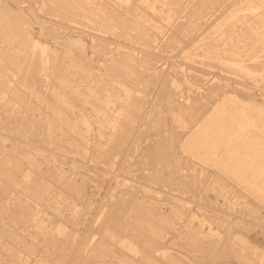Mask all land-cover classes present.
<instances>
[{"label": "rangeland", "instance_id": "374dc122", "mask_svg": "<svg viewBox=\"0 0 264 264\" xmlns=\"http://www.w3.org/2000/svg\"><path fill=\"white\" fill-rule=\"evenodd\" d=\"M3 4L21 15L19 31L28 27L51 52L42 63L38 50L0 38V190L6 193L0 192V264H20L26 256L22 264L264 263V193H258L264 178V23L252 28L264 16V0H0ZM126 55L134 60L132 78L116 68ZM230 59L241 68L231 67ZM231 91L259 105L253 110L256 124L246 131L256 136L249 143L254 166L247 171L239 166L249 159L236 157L243 148L234 149L241 142L218 141L217 130L204 128L216 112L225 116L216 98L224 102ZM196 131L209 136L191 140ZM161 139L168 145L162 150H170L180 168L149 155L148 148L161 146ZM222 139L223 158H207L206 151ZM188 144L194 147L186 149ZM242 192L259 205L248 204ZM138 202L156 210L154 222L136 219ZM112 214L119 221L106 224Z\"/></svg>", "mask_w": 264, "mask_h": 264}, {"label": "bare ground", "instance_id": "6f19581e", "mask_svg": "<svg viewBox=\"0 0 264 264\" xmlns=\"http://www.w3.org/2000/svg\"><path fill=\"white\" fill-rule=\"evenodd\" d=\"M263 1V0H262ZM2 5V4H1ZM0 5V38H1V41H3V42H5V44H15L16 42H20V43H23V44H25V45H27L28 47H30V49L31 50H33V51H37L38 50V52H39V56H40V59L42 60V63H47L48 62V60H49V56H50V49H51V47L50 46H48V45H46V44H43V43H41L40 41H37L35 38H33L32 36H31V32H30V29L28 28V27H26V30L24 31L23 30V32H20L19 31V28H20V25H21V15H19V13H17L16 11H13L12 9H8V7H6V5H4L3 4V6H1ZM250 9V8H249ZM78 13V12H77ZM260 13V12H259ZM153 13H151V15H152ZM262 14H263V12H262ZM81 16L82 14H78V16ZM257 15V14H256ZM252 16V15H251ZM253 17V16H252ZM23 18V17H22ZM254 18V17H253ZM27 20V19H26ZM255 21H256V19H255ZM258 23H259V25H252L253 27L252 28H254V30H258V28H259V26L261 25V24H263L264 23V16H259V19H258ZM23 27V26H22ZM28 28V29H27ZM109 28V27H108ZM264 33V32H263ZM72 43H74L75 45L77 44H80V41L79 40H76V39H73V41H72ZM4 49H0V57L1 58H3V55H2V51H3ZM128 54V53H127ZM132 55V54H131ZM219 55V54H218ZM127 57H125L124 58V61H118V63L116 64V68L118 69V67L120 68H124V71L123 72H125L130 78H132L133 76H134V73H135V66H133V64H134V60L132 59V57L129 55H126ZM216 57H217V55H216ZM38 58V57H37ZM7 61H12V63H13V65H15V64H17V60L16 59H14V58H12V57H10V56H8L7 58H5ZM40 59H39V61H40ZM220 59V58H219ZM229 59V58H228ZM231 61H229V63L231 64V67H236V66H238L237 68L239 69V68H241L240 66H242L240 63H238L236 60H232V59H230ZM1 61V60H0ZM38 61V60H37ZM220 61V60H219ZM36 63V62H35ZM35 63H34V65L33 66H35ZM38 63V62H37ZM42 63H40V65L42 64ZM0 64H1V62H0ZM11 64V63H10ZM132 64V65H131ZM37 65V64H36ZM12 66V65H11ZM39 66V65H38ZM43 66V65H42ZM230 66V65H229ZM2 67V66H1ZM7 67V66H6ZM12 67H15V66H12ZM37 67V66H36ZM34 68L35 67H32L31 68V71H32V69L34 70ZM36 70H38V67H37V69ZM118 70H120V69H118ZM241 70H246V71H248L249 73H253V71L252 70H250L249 68H242ZM35 71V70H34ZM33 72V71H32ZM117 72H119V71H117ZM36 72H34V74H35ZM249 73H247V74H249ZM33 74V73H32ZM120 74V73H119ZM121 74H122V72H121ZM246 74V73H245ZM246 74V75H247ZM5 76V75H4ZM126 76V75H125ZM248 76V75H247ZM3 79V78H2ZM0 80H1V78H0ZM6 81V80H5ZM0 82H3L2 80L0 81ZM3 84V83H2ZM5 84H6V82H5ZM4 84V85H5ZM124 86V89H125V91H126V93L125 94H127V95H131V93H132V90L131 89H129L128 87H126L125 85H123ZM121 87V86H120ZM119 89H121V88H119ZM72 90V89H71ZM76 90V89H75ZM124 92V91H123ZM232 92V91H231ZM229 93V94H226L225 95V97L228 95L229 97L226 99V101H224L223 102V99H219V98H216L217 99V104H216V106H218V105H220L219 106V108L218 109H222V106L224 107L225 106V109H224V111L226 112V114H225V116L223 117H221V116H217V112L215 113V114H213L212 116H210L208 119H207V121L205 122L206 123V126L204 127V128H206V129H215V130H217V132L219 133V139H218V141L221 139V138H223V139H225L226 140V142L227 143H230V142H234V141H238L239 140V142H241V144H239V145H236L235 147H234V149H238V147H242L243 148V150L241 151V150H239L238 149V152H236L237 153V155H236V157H239V156H244V158H246V159H249V160H246V162H245V165H243V166H239V170H241V171H243V169H245L246 171L249 169V168H252V166H254L253 165V161L251 160V157H252V149H250L249 148V143H251L252 141H250L251 139H255V137H254V135H250L249 133L247 134V132L246 131H248V127L250 126V125H254V124H256V121H254V116H255V113H253V110L255 109V108H259V105H256V104H252L251 103V101H247L245 98H242L239 94H238V92H232V93ZM122 93V92H121ZM74 95V94H73ZM114 96V95H113ZM215 96L216 95H214V97H213V99L215 98ZM218 97V96H217ZM2 98V97H1ZM71 98V97H70ZM75 99H76V97H74ZM74 98H72L71 100H73ZM78 98V97H77ZM222 98V97H221ZM80 99L81 98H79L78 100L80 101ZM126 99H127V97H126ZM219 99V100H218ZM62 100V99H61ZM70 100V101H71ZM104 100V99H103ZM254 100V99H253ZM67 101V100H66ZM74 101H77V100H74ZM74 101H72L73 102V104L75 103ZM63 102V101H62ZM69 102V101H68ZM227 102H228V105H227ZM79 102L77 101V104H78ZM253 103H255V102H253ZM258 103V102H257ZM68 104H70V103H68ZM76 104V105H77ZM264 105V104H263ZM66 107H67V105H65ZM68 106H70V105H68ZM74 106V105H73ZM249 106H250V109H249ZM71 107V106H70ZM74 107H76V106H74ZM70 108H68V110H69ZM74 109V108H73ZM217 109V110H218ZM70 110H72V109H70ZM216 110V111H217ZM212 111V110H211ZM210 111V112H211ZM128 115V114H127ZM128 118H129V116H128ZM131 119V118H130ZM132 120V119H131ZM135 121V120H134ZM133 121V122H134ZM130 122V121H129ZM71 123V122H70ZM138 123V122H137ZM68 124V123H67ZM71 125V124H70ZM127 125H130V124H126V126H125V129H127L126 127H128ZM129 128V127H128ZM88 129V128H87ZM134 129H135V127H134ZM137 130V129H136ZM135 130V131H136ZM121 131H122V128H121ZM259 131V130H258ZM241 132H245L244 134H241ZM116 134V133H115ZM84 135V134H83ZM117 136V135H116ZM124 136V135H123ZM123 136H121L122 137V139H123ZM133 136V135H132ZM207 136H209V133H199L198 131H196L195 133L194 132H192V136L190 137V139L191 140H200V139H203V138H207ZM118 137V136H117ZM117 137H115L114 136V138H117ZM120 137V138H121ZM130 137V136H129ZM84 139V138H83ZM108 139V138H107ZM127 139H129V138H127ZM127 139H126V143L129 141H127ZM132 139V138H131ZM166 139L168 140V138L166 137ZM223 139H222V141L218 144V146L216 147V149H214V150H212V152H211V150H207L206 151V153H205V155L207 156V158L208 157H212V158H218V159H222L223 158V153L221 152V148H222V146H223ZM81 140V139H80ZM118 140H119V137H118ZM25 141V140H24ZM120 141H121V139H120ZM83 142V141H82ZM119 142V141H118ZM118 142L117 143H115L114 145H115V147H114V145L112 146V147H114V148H116V146H118L117 144H118ZM123 142H125V136H124V140H123ZM123 142H121L120 144H122ZM130 142V141H129ZM160 142H162L163 144L161 145V146H159V145H157L158 147H149L148 149H150L149 150V155L151 154V156H153V157H155L156 159L158 158V159H161V161L162 162H168L169 161V163H171L172 165H175L176 166V168H177V166L180 168L181 166H180V162H178L177 161V157L172 153V152H170V150H168V151H163L162 150V146H168L167 145V143H165L164 142V140L163 139H161L160 141H159V143ZM258 142V141H257ZM26 143V142H25ZM103 143V142H102ZM189 143V142H188ZM242 143H248V144H246V145H242ZM254 143V142H253ZM27 144H28V139H27ZM96 144H97V142H96ZM124 144V143H123ZM122 144V145H123ZM129 144V143H128ZM235 144V143H234ZM100 145V144H99ZM99 145H98V147H99ZM108 145H109V143H108ZM183 144H181V146H182ZM127 146V145H126ZM253 146V145H252ZM254 146H255V144H254ZM257 146V145H256ZM95 147H96V145H95ZM109 147H110V149H111V146L109 145ZM190 147H194V146H190L189 144L187 145V147H186V149L187 148H190ZM207 147V145H205V148ZM248 147V148H247ZM251 147V146H250ZM258 147V146H257ZM22 148V147H21ZM101 148V147H100ZM99 148V149H100ZM108 148V147H107ZM117 148H119V146L117 147ZM122 148V147H121ZM185 148V146L183 147V151H186V153H187V150L186 149H184ZM262 148V147H261ZM24 149V148H23ZM102 150H103V148H101ZM109 149V148H108ZM109 149V150H110ZM233 149V150H234ZM254 149L255 150H257V148L256 147H254ZM12 150V149H11ZM112 150V149H111ZM113 150H116V149H113ZM120 150V149H119ZM197 150V152H198V154L199 155H201L202 154V152L199 150V148H197L196 149ZM2 151H3V147H2ZM24 151V150H23ZM262 151H264V150H262ZM11 152V151H10ZM14 152V151H13ZM33 152V151H32ZM108 152V151H107ZM109 152H112V151H109ZM196 152V153H197ZM25 153V152H24ZM125 153V152H124ZM123 153V154H124ZM260 153V152H259ZM262 154H263V152H261ZM260 153V154H261ZM2 154V153H1ZM15 154V153H14ZM34 154H35V152H34ZM107 154V153H106ZM170 154H173L172 156H170ZM5 155V154H4ZM3 155V156H4ZM13 155V154H12ZM30 155V154H29ZM186 155V154H185ZM228 155V154H227ZM18 155H16V157H17ZM106 156H108V157H110V155H106ZM112 156V155H111ZM122 156V155H121ZM188 156H189V154H188ZM191 156V155H190ZM235 156V155H234ZM2 157V156H1ZM15 157V158H16ZM19 157V156H18ZM17 157V159H20V158H18ZM37 157H39V156H37ZM108 157H106V159L108 158ZM191 157H193V156H191ZM232 157V156H231ZM8 158V157H7ZM12 158H13V156H12ZM110 158H112V157H110ZM110 158H109V160H110ZM118 158H120V156H118ZM195 158V157H194ZM1 159V158H0ZM14 159V158H13ZM28 159V158H27ZM39 159H40V157H39ZM154 159V158H153ZM256 159V158H255ZM258 159H260V158H258ZM22 160V159H21ZM108 160V159H107ZM194 160H197V159H194ZM239 160V159H238ZM264 160V159H263ZM19 161V160H18ZM23 161V160H22ZM22 161H20V163L22 162ZM110 161H113V160H110ZM109 161V162H110ZM3 162H5L4 160H3ZM13 162H14V160H13ZM17 161H15V163H16ZM107 162V161H106ZM241 162V161H240ZM15 163H14V165H15ZM20 163H19V165H20ZM180 163V164H179ZM222 163V162H221ZM1 164V163H0ZM13 164V163H12ZM17 164H18V162H17ZM22 164V163H21ZM109 164H111V163H109ZM228 164V163H227ZM255 164V163H254ZM264 164V163H263ZM6 165V164H5ZM24 165V164H23ZM108 165V164H107ZM166 165V164H165ZM205 165V164H204ZM13 166V165H12ZM174 166V167H175ZM11 167V166H10ZM13 167H15V166H13ZM21 167V166H20ZM23 167V166H22ZM229 167V166H228ZM6 168H7V166H6ZM12 168V167H11ZM205 168V167H204ZM203 168V169H204ZM207 168H209V167H207ZM2 169H3V167H2ZM13 169V168H12ZM12 169H11V171H12ZM17 169V168H16ZM21 169V168H20ZM108 169V168H107ZM19 170V169H18ZM110 170V169H109ZM205 170V169H204ZM236 170V169H235ZM4 171V170H3ZM7 171V170H6ZM14 171V170H13ZM17 171V170H16ZM21 171V170H20ZM23 171V170H22ZM106 171H108V170H106ZM110 171H112V170H110ZM109 171V172H110ZM209 172H215L214 174H216V176L215 177H219V175L216 173V170H214V171H211V170H208ZM228 171V170H227ZM206 172V171H205ZM218 173H219V171H217ZM222 172V171H221ZM231 172V171H230ZM11 173H13V172H11ZM229 173V172H228ZM227 173V174H228ZM15 174L17 175H20L19 174V172H15ZM14 174V175H15ZM107 172H106V176H107ZM221 174V173H220ZM246 174V173H245ZM1 175V174H0ZM3 175V174H2ZM13 175V176H14ZM17 175V176H18ZM110 175V174H109ZM108 175V176H109ZM222 175H223V173H222ZM16 176V177H17ZM189 176H191V174L189 175ZM221 176V175H220ZM253 176V175H252ZM263 176H264V174H263ZM30 177H31V174L29 173V172H27V174L25 175V179H30ZM89 177V176H88ZM91 177V176H90ZM113 177V176H112ZM192 177V176H191ZM223 177V176H222ZM226 177V176H225ZM225 177H224V180H225ZM19 178V177H18ZM196 178H197V176H196ZM221 178V177H220ZM231 178V177H230ZM1 179H3V182L7 179H5V177L4 178H1ZM5 179V180H4ZM227 179H228V177H227ZM243 179H244V182L246 183V184H249L250 186L252 185L251 184V181L250 180H247V179H245V178H242V181H243ZM263 180H261V182L259 183V185H258V187L260 188V190H259V192L258 193H264V178H262ZM12 180V179H11ZM10 180V181H11ZM15 179H13V181H14ZM21 180V179H20ZM23 180H24V178H23ZM229 180V179H228ZM9 181V182H10ZM37 181V180H36ZM230 181H232V180H229V182ZM233 181H235V180H233ZM7 182V181H6ZM5 182V183H6ZM9 182H7L8 184H9ZM15 182V181H14ZM27 182V181H26ZM6 183V184H7ZM27 183H29V182H27ZM104 183V182H103ZM233 183H235V185H236V182H233ZM12 183H10V185H11ZM24 184V183H23ZM30 184V183H29ZM33 184V183H32ZM31 184V185H32ZM1 185V184H0ZM31 185H29L30 187H31V189L32 188H34V187H32ZM34 185V184H33ZM233 185V184H232ZM4 186V185H3ZM9 186V185H8ZM13 186V185H12ZM16 186V185H15ZM23 186V185H22ZM110 186V185H109ZM1 187H2V185H1ZM0 187V188H1ZM5 187V186H4ZM14 187V186H13ZM70 188H71V186H69ZM233 187H234V185H233ZM237 187H239V185H237ZM9 188H10V186H9ZM8 188V189H9ZM15 188V187H14ZM13 188V189H14ZM26 188V187H25ZM113 188V187H112ZM241 188V190L240 191H242V186L240 187ZM11 189V188H10ZM19 189H20V187H19ZM244 189V188H243ZM252 189V188H251ZM7 190V189H6ZM14 190H17V189H14ZM21 190V189H20ZM71 190V189H70ZM245 190V189H244ZM243 190V191H244ZM3 192H4V189L2 190ZM1 190H0V192H2ZM8 191H10V190H8ZM22 191V190H21ZM237 191H239V190H237ZM247 191V190H246ZM257 191V190H256ZM2 192V193H3ZM7 192V191H6ZM74 192V191H73ZM245 192V191H244ZM1 193V194H2ZM249 193V192H248ZM257 193V194H258ZM4 194V193H3ZM6 194V193H5ZM5 194H4V196H5ZM8 194V193H7ZM16 194H17V191H16ZM14 195H15V193H14ZM249 195V194H248ZM3 196V195H2ZM241 198H243V197H246V201H247V203L248 204H253V206L256 204L255 202H254V199H251V196H247L245 193H243L242 192V195H241V193H240V195H239ZM6 197V196H5ZM4 197V198H5ZM13 197V196H12ZM15 197V196H14ZM25 197V196H24ZM16 198V197H15ZM22 198V197H21ZM26 198V197H25ZM24 198V199H25ZM3 199V198H2ZM17 199H18V197H17ZM16 199V200H17ZM245 199V198H244ZM7 200V199H6ZM12 200V199H11ZM27 200V199H26ZM25 200V201H26ZM51 200V199H50ZM19 201V200H18ZM24 201V200H23ZM16 202V201H15ZM70 202V201H69ZM235 202V201H234ZM234 202H232V203H234ZM257 202V204L256 205H259L258 203V201H256ZM20 203V202H19ZM264 203V202H263ZM5 204H6V202H5ZM32 204V203H31ZM8 205V204H7ZM6 205V206H7ZM55 205V204H54ZM110 205H113V204H111L110 203ZM109 205V206H110ZM10 206V205H9ZM16 206V205H15ZM18 206V205H17ZM21 206V205H20ZM26 206V205H25ZM56 206V205H55ZM134 207H136L135 208V211H137V213L139 212V214L138 215H136V219L139 221V222H143V223H145V221L146 222H148V223H150V221L149 220H152L151 218L153 217V216H155V212H156V210H151V208H145L142 204H140L139 205V202L138 203H135L134 205H133ZM251 206V205H250ZM253 206H252V208H253ZM31 207L33 208V206L31 205ZM44 207V206H43ZM57 207H58V205H57ZM256 207V206H255ZM264 207V205L262 206V208ZM3 208V207H2ZM16 209H18L17 207H15ZM20 208V207H19ZM22 208V207H21ZM49 208V207H48ZM67 208V207H66ZM66 208H65V210H66ZM109 209L111 208V207H108ZM107 208V209H108ZM259 208V207H258ZM262 208H259V209H262ZM5 209V208H4ZM9 209V208H8ZM12 209H13V206H12ZM11 209V210H12ZM24 210H25V208H23ZM56 209V208H55ZM58 209V208H57ZM59 209H62V208H59ZM113 209H114V211H115V208L113 207ZM256 209V208H255ZM20 210V209H19ZM65 210H63V211H65ZM111 210H112V208H111ZM14 211V210H13ZM21 211V210H20ZM35 211L36 210H34V213H35ZM41 211V210H40ZM113 211V212H114ZM1 212V211H0ZM5 212V211H4ZM7 212H8V210H7ZM16 212V211H15ZM19 211H17L16 213H18ZM28 212H30V211H28ZM62 212V210L60 211V213ZM66 212V211H65ZM68 212V211H67ZM11 213V212H10ZM14 213V212H13ZM25 213V212H24ZM57 213V212H56ZM59 213V214H60ZM63 213V212H62ZM61 213V214H62ZM115 213V212H114ZM27 214V213H26ZM25 214V215H26ZM36 214H38V212L37 213H35V215ZM60 214V215H61ZM64 214V213H63ZM67 214V213H66ZM68 214H69V212H68ZM68 214L66 215V216H68ZM208 214V213H207ZM210 214V213H209ZM2 215H3V213H2ZM10 215V214H9ZM19 215H21V214H19ZM25 215H24V217H25ZM72 215V213L70 214V216ZM13 216H14V214H13ZM39 216V215H38ZM61 216H63V215H61ZM27 217H28V215H27ZM26 217V218H27ZM69 217V216H68ZM134 217V216H133ZM156 218H157V216H155ZM155 217H153V220H154V218ZM16 218V217H15ZM18 218V220H19V217H17ZM32 218V217H31ZM46 218V217H45ZM66 218V217H65ZM70 219H71V217H69ZM210 218V217H209ZM34 219V218H33ZM32 219V220H33ZM117 219V220H116ZM119 218H117L116 217V215L115 214H112L111 215V217L110 218H108V220H107V222H106V224H109L110 223V221H114V220H116V221H119L118 220ZM28 220V219H27ZM152 220V221H153ZM212 220V219H211ZM7 221V220H6ZM34 221V220H33ZM32 221V223H34ZM83 221V220H82ZM113 221H112V223H113ZM151 221V222H152ZM25 222H26V220H25ZM31 222V221H30ZM29 222V223H30ZM39 222V221H38ZM41 222V221H40ZM80 222V221H79ZM115 222V221H114ZM121 222V221H120ZM154 222V221H153ZM71 223V222H70ZM91 222H89V224H90ZM95 222H93V224H94ZM116 223V222H115ZM118 223V222H117ZM122 223V222H121ZM10 224V223H9ZM37 224V223H36ZM84 224V223H83ZM106 224H105V226H106ZM119 224V223H118ZM16 225V224H15ZM24 225V224H23ZM22 225V226H23ZM35 225V224H34ZM43 225V224H42ZM49 225V224H48ZM122 224H120V226H121ZM10 226H11V224H10ZM25 226V225H24ZM32 226H33V224H32ZM88 226V225H87ZM95 226V225H94ZM94 226H93V228H94ZM99 226V225H98ZM149 226V225H148ZM12 227H15L16 228V226H12ZM17 227H18V225H17ZM34 227V226H33ZM32 227V228H33ZM77 227H78V225H77ZM90 227V226H89ZM101 227V226H100ZM99 227V228H100ZM123 227V226H122ZM1 228V227H0ZM36 228V227H35ZM42 229H43V227H41ZM92 228V229H93ZM96 228H98L97 227V225H96V227L94 228V229H96ZM98 228V229H99ZM121 228V227H120ZM3 229V228H2ZM39 229V228H38ZM71 229V228H70ZM97 229V230H98ZM101 229H103V227L102 228H100V230ZM105 229V228H104ZM125 229V228H124ZM144 229V228H143ZM142 229V230H143ZM148 229H149V227H148ZM151 229H152V231L154 232V233H157L158 232V230L155 228V227H151ZM11 230H12V228H11ZM17 230H19L18 228H17ZM30 230H31V227H30ZM30 230H29V232H30ZM34 230V229H33ZM49 230V229H48ZM107 230V229H106ZM123 230V229H122ZM140 230V232H143V231H141V229H139ZM7 231V230H6ZM19 231H22V230H19ZM32 231V230H31ZM36 231H38V230H36ZM36 231H33L34 233L33 234H35V232ZM40 231V230H39ZM45 231V230H44ZM43 231V232H44ZM85 231H87V230H85ZM90 231V230H89ZM92 231H94V230H92ZM92 231H91V235L92 234H94L95 233V231H94V233H92ZM99 231V230H98ZM145 231V230H144ZM149 231H151V230H149ZM2 232V231H1ZM4 232V231H3ZM13 232H14V230H13ZM17 232V231H16ZM24 232V231H23ZM22 232V233H23ZM46 232V231H45ZM44 232V233H45ZM88 232V231H87ZM100 233H101V231H99ZM8 233V232H7ZM6 233V234H7ZM32 233V232H31ZM43 233V234H44ZM49 233V232H48ZM96 233H97V231H96ZM103 233H104V231H103ZM107 233V232H106ZM5 234V235H6ZM42 234V233H41ZM111 234V233H110ZM132 234H133V232H132ZM137 234V233H136ZM139 235H141V233H138ZM143 234V233H142ZM1 235H2V233H1ZM15 236H17L16 235V233L14 234ZM24 235H27L26 233L24 234ZM87 235V234H86ZM89 235H90V232H89ZM96 235V234H95ZM100 235V234H99ZM98 235V233H97V235L96 236H99ZM101 235H103L102 233H101ZM138 235V236H139ZM143 235H145V234H143ZM3 236V235H2ZM7 236V235H6ZM6 236H4V237H6ZM28 236V235H27ZM45 236V235H44ZM51 236H52V234H51ZM84 236H85V234H84ZM96 236H94L93 235V237H96ZM111 236V235H110ZM121 236V235H120ZM123 236V235H122ZM146 236H147V233H146ZM201 236V235H200ZM20 237V236H19ZM41 237V236H40ZM39 237V238H40ZM49 237V236H48ZM75 236H73V238H74ZM87 237H88V235H87ZM90 237V236H89ZM88 237V238H89ZM92 237V236H91ZM90 237V238H91ZM100 237V236H99ZM140 237V236H139ZM143 237V236H142ZM141 237V238H142ZM145 237V236H144ZM7 238L8 237H6V242L9 240H7ZM14 238H16V237H14ZM43 239H44V237H42ZM58 238V237H57ZM63 238V237H62ZM62 238H60V239H62ZM67 238V237H66ZM70 238V237H69ZM84 238V237H83ZM83 238H81L82 239V241H83ZM89 238V239H90ZM97 238V237H96ZM102 237H100V239H101ZM106 238V237H105ZM140 238V239H141ZM194 238H196V237H194ZM23 239V238H22ZM36 239H37V237H36ZM53 239V238H52ZM59 239V240H60ZM89 239L87 240V242L89 241ZM109 239V238H108ZM146 239V238H145ZM1 240V239H0ZM4 240H5V238H4ZM10 240H11V238H10ZM14 240V239H13ZM17 240V239H16ZM50 240H51V238H50ZM54 240V239H53ZM67 240V239H66ZM69 240V239H68ZM74 240V239H73ZM72 240V241H73ZM92 240V239H91ZM114 240V239H113ZM112 240V241H113ZM120 240V239H119ZM24 241V240H23ZM22 241V242H23ZM35 242L37 241V240H34ZM55 241H57V240H55ZM64 241H65V238H64ZM107 240L105 239V242H106ZM109 241H111V239L109 240ZM144 241V240H143ZM2 242H3V240H2ZM5 242V241H4ZM20 242V241H19ZM37 242H39V241H37ZM48 242V241H47ZM71 242V241H70ZM76 242V241H75ZM81 242V241H80ZM86 242V241H85ZM142 242V241H141ZM23 243H25V241L23 242ZM44 243V242H43ZM53 243V242H52ZM60 243V242H59ZM62 243H64L63 241H62ZM67 243H68V241H67ZM109 243V242H108ZM113 243V242H112ZM117 243V242H116ZM131 243V242H130ZM0 244H1V242H0ZM11 244H13V245H16V244H14L13 243V241H12V243H10V245ZM34 244V243H33ZM57 244V243H56ZM61 244V243H60ZM95 244V243H94ZM119 244H120V242H119ZM13 245H12V247H13ZM41 245V244H40ZM44 245V244H43ZM54 245V244H53ZM62 245V244H61ZM70 245V244H69ZM76 245H77V243H76ZM91 245H92V243H91ZM90 245V246H91ZM116 245V244H115ZM118 245V244H117ZM121 245V244H120ZM131 245V247L133 248V249H135V246L131 243L130 244ZM1 246V245H0ZM5 246V245H4ZM60 246V245H59ZM66 246V245H65ZM71 246V245H70ZM80 246V245H79ZM85 246V245H84ZM87 246H89V245H87ZM97 246V245H96ZM95 246V247H96ZM104 246V245H103ZM114 246V245H113ZM8 247V246H7ZM17 248L19 247V246H16ZM57 247V246H56ZM98 247V246H97ZM96 247V248H97ZM100 247V246H99ZM3 249H4V247H2ZM6 248V247H5ZM37 248H39V247H36V249ZM48 248V247H47ZM59 248V247H58ZM61 248V247H60ZM59 248V249H60ZM70 247L68 246V248L67 249H69ZM71 248H72V246H71ZM71 248H70V250H71ZM78 248V247H77ZM80 248V247H79ZM119 248H120V246H119ZM123 248V247H122ZM7 249V248H6ZM19 249H20V247H19ZM22 249V248H21ZM30 249H33L32 247L30 248ZM35 249V250H36ZM46 249V248H45ZM66 249V247H64V249H63V251ZM86 249H88L87 247H86ZM99 249V248H98ZM121 249V248H120ZM234 249V248H233ZM8 250V249H7ZM18 250V249H17ZM47 250V249H46ZM50 250H51V248H50ZM49 250V251H50ZM56 250H58L57 248H56ZM62 250V249H61ZM78 249H76V251H77ZM85 250V249H84ZM124 250V249H123ZM257 250V249H256ZM1 251V250H0ZM8 251H10V250H8ZM14 251V250H13ZM16 251V250H15ZM28 251V250H27ZM53 251V250H52ZM51 251V252H52ZM60 251V250H59ZM66 251V250H65ZM82 251V250H81ZM234 251V250H233ZM261 251V250H260ZM7 252V251H6ZM23 252H24V250H23ZM37 251H33V253H36ZM84 252V251H83ZM125 252H126V249H125ZM5 253V252H4ZM17 253V252H16ZM30 253V252H29ZM77 253V252H76ZM85 253H87V252H85ZM258 253V252H257ZM262 253H263V251H262ZM261 253V254H262ZM2 254H3V252H2ZM12 254H14L13 252H12ZM27 254V253H26ZM25 254V255H26ZM66 254V253H65ZM81 254V253H80ZM84 254V253H83ZM99 254V253H98ZM130 254V253H129ZM132 254V253H131ZM260 254V253H259ZM15 255V254H14ZM21 254H19L18 256H20ZM24 255V256H25ZM28 255V254H27ZM35 255V254H34ZM55 255V254H54ZM77 255V254H76ZM79 255V254H78ZM95 255V254H94ZM6 256V255H5ZM10 256V255H9ZM17 255H15V257H16ZM17 256V257H18ZM30 256V255H29ZM36 256V255H35ZM35 256H33V257H35ZM48 256V255H47ZM67 256H68V253H67ZM83 256V255H82ZM86 256V255H85ZM84 256V257H85ZM129 256V255H128ZM146 255L144 254V257H145ZM264 256V255H263ZM11 257V256H10ZM21 257H22V255H21ZM27 257V256H26ZM26 257H23L20 261H21V263L18 261V263H20V264H22V261H24V259L26 258ZM30 257H32V256H30ZM42 257V256H41ZM43 257H45V255H43ZM50 257V256H49ZM70 257V256H69ZM73 257H74V254H73ZM73 257H72V259H73ZM79 257H80V255H79ZM87 257V256H86ZM90 257V256H89ZM87 258V259H89V261H90V258ZM93 257V256H92ZM132 258H136V257H134V256H131ZM20 258V257H19ZM59 258L60 259H62L60 256H59ZM64 258H65V256H64ZM81 258V257H80ZM35 259V258H34ZM57 259H58V257H57ZM66 259V258H65ZM65 259H63V260H65ZM98 259V258H97ZM142 258H140V260H141ZM27 259H25V261H26ZM37 260V259H36ZM82 260H83V258H82ZM148 260V259H147ZM3 261V260H2ZM33 261V260H32ZM32 261H30V262H32ZM45 261V260H44ZM43 261V262H44ZM58 261V260H57ZM62 261V260H61ZM84 261H85V259H84ZM95 261V260H94ZM137 261V260H136ZM47 262V261H46ZM65 262V261H64ZM87 261H85V263H86ZM126 262V261H125ZM141 262H143V260H141ZM146 262V261H145ZM262 262V261H261ZM10 263V262H9ZM12 263V262H11ZM24 263H27V262H24ZM34 263H36V264H38L37 263V261H35ZM49 263H51V261H49ZM99 263V262H98ZM148 263V262H147ZM151 263V262H150ZM253 263H255V262H253ZM260 263V262H259ZM5 264V263H4ZM29 264V263H28ZM31 264V263H30ZM45 264V263H44ZM87 264V263H86ZM89 264V263H88ZM90 264H91V261H90ZM93 264H94V262H93ZM146 264V263H145ZM155 264V263H154ZM252 264V263H251ZM262 264V263H261ZM264 264V263H263Z\"/></svg>", "mask_w": 264, "mask_h": 264}]
</instances>
